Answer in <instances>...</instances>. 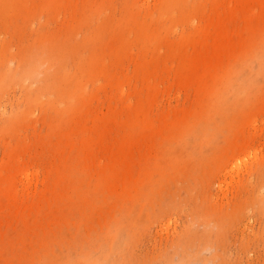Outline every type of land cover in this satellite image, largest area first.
<instances>
[{"label":"rangeland","instance_id":"1","mask_svg":"<svg viewBox=\"0 0 264 264\" xmlns=\"http://www.w3.org/2000/svg\"><path fill=\"white\" fill-rule=\"evenodd\" d=\"M0 264H264V0H0Z\"/></svg>","mask_w":264,"mask_h":264}]
</instances>
